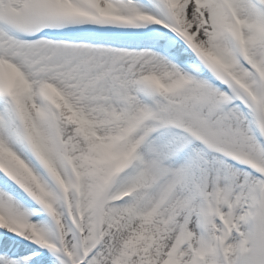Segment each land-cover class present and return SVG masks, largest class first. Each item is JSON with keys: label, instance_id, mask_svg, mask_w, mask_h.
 <instances>
[{"label": "snow or ice", "instance_id": "6c2138e0", "mask_svg": "<svg viewBox=\"0 0 264 264\" xmlns=\"http://www.w3.org/2000/svg\"><path fill=\"white\" fill-rule=\"evenodd\" d=\"M0 264H264V0H0Z\"/></svg>", "mask_w": 264, "mask_h": 264}]
</instances>
